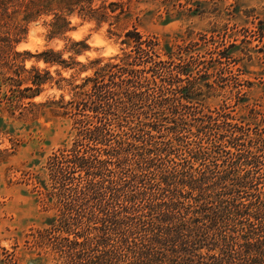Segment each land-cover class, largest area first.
<instances>
[{"label": "trees", "instance_id": "obj_1", "mask_svg": "<svg viewBox=\"0 0 264 264\" xmlns=\"http://www.w3.org/2000/svg\"><path fill=\"white\" fill-rule=\"evenodd\" d=\"M94 2L0 0V27H6L8 36L13 30L15 35L22 33V24L12 29L4 20L11 5L15 12L24 13L27 22L53 14L51 37L73 29L70 16L76 11L99 22L109 17L107 8L113 13L118 8L125 12V4L116 0L108 6L104 0L103 11ZM166 9L164 23L170 22L173 13ZM156 37L144 38L138 27L127 29L123 43L130 49L124 48L122 54L104 63L102 58L95 59L98 66L92 75L81 83H70L74 100L63 106L66 114L71 108L75 117L78 143L71 153L54 156L50 166L58 172L65 191L70 190L75 172L90 177L78 198L83 202L95 199L100 215L92 216L96 219L95 236L67 238V261L264 264V180L246 169L261 162L252 151L260 136L242 141L244 125L233 122L230 113L193 109L191 104L205 74H194L196 61L192 57L181 54L179 62L171 61L173 46ZM72 46L76 55L88 48L82 40H73ZM38 60L64 68L73 63L53 48L43 50ZM3 64L0 58V67ZM22 67L14 73L21 76ZM43 71L34 67L28 77L31 85L25 88L21 87L24 80L14 84L12 76L0 83L8 79L6 84L13 93L35 97L53 79L49 70ZM2 73L0 70V76ZM4 95L7 97V92ZM124 114H135L137 122L121 126L116 118ZM246 191L254 194L245 196ZM81 223L88 229L87 220ZM243 255L250 257L242 259Z\"/></svg>", "mask_w": 264, "mask_h": 264}, {"label": "rangeland", "instance_id": "obj_2", "mask_svg": "<svg viewBox=\"0 0 264 264\" xmlns=\"http://www.w3.org/2000/svg\"><path fill=\"white\" fill-rule=\"evenodd\" d=\"M116 1L125 4V12L118 8L113 13L107 8L109 17L99 22L76 11L70 16L73 29L54 37L50 31L53 14H42L27 22L24 13L15 12L13 5L5 10L4 20L10 22V27L22 24L24 29L20 35L13 30L8 36L4 33L6 27H0V58L4 62L0 80L12 76L14 84L24 80L21 87L25 88L31 85L28 77L34 67L43 73L49 70L53 79L35 97L13 93L6 84L8 79L0 83V264H70L64 253L67 238L82 240L96 235V219L92 216L100 212L95 208V199L83 202L78 198L90 177L75 172L68 185L70 190L65 191L50 162L56 155L71 153L78 143L75 117L71 108L66 114L64 107L74 100L70 83H81L92 75L98 66L95 59L102 58L104 63L122 54L124 48L130 49L123 39L127 29L133 27H138L144 38L157 36L162 44L173 46L171 61L179 62L181 54L196 61L194 74L205 75L191 107L203 113H230L235 117L233 122L244 125L242 141L260 136L252 151L261 162L245 168L264 180V133L260 135L264 130V0ZM104 3L95 0L94 6L103 11ZM166 8L173 12L168 23L163 22ZM73 40L84 41L88 48L74 54ZM48 48L62 52L73 62L72 67L38 60ZM21 66L26 71L21 68V76L16 75L14 71ZM26 92L30 95L32 90ZM116 120L126 127L134 125L137 117L124 114ZM258 144L260 148H255ZM247 194L249 197L254 192ZM82 220H87L88 229L81 225ZM249 257L243 255L242 259Z\"/></svg>", "mask_w": 264, "mask_h": 264}]
</instances>
